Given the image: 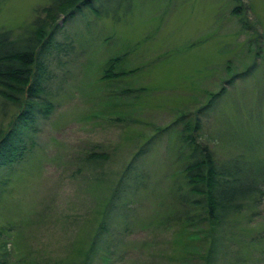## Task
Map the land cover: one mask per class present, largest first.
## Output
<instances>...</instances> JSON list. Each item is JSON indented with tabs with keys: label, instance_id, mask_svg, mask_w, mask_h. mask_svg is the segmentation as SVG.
I'll return each mask as SVG.
<instances>
[{
	"label": "rangeland",
	"instance_id": "374dc122",
	"mask_svg": "<svg viewBox=\"0 0 264 264\" xmlns=\"http://www.w3.org/2000/svg\"><path fill=\"white\" fill-rule=\"evenodd\" d=\"M48 5L0 0V34L15 40ZM95 7L61 30L74 52L52 60L53 110L38 116L33 148L1 197L0 225L12 227L1 237L7 264L78 263L111 187L147 139L134 171L137 193L107 216L93 264H203L206 241L178 245L170 195L176 145L187 151L183 124L197 117L192 138L217 164L247 159L246 184L264 172V0H97ZM58 59L69 60L66 72ZM112 59L124 75L105 80ZM16 105L0 97V127ZM244 209L220 228L214 264H264V196Z\"/></svg>",
	"mask_w": 264,
	"mask_h": 264
},
{
	"label": "trees",
	"instance_id": "16d2710c",
	"mask_svg": "<svg viewBox=\"0 0 264 264\" xmlns=\"http://www.w3.org/2000/svg\"><path fill=\"white\" fill-rule=\"evenodd\" d=\"M97 0H48L49 5L41 10L32 23L23 29L26 31L14 40L9 39L10 32L0 34V97L5 101L17 104L14 117L0 127V201L7 192L17 165L25 161L33 148V135L36 133L38 116L47 117L53 110V93L47 88L51 78L50 66L56 56L69 57L73 54V41L62 35L64 26L81 14L83 10L93 9ZM123 5V2L122 4ZM59 37L62 41H58ZM60 62L61 60L58 59ZM108 61L103 79L118 78L123 72H114L113 62ZM65 72L69 60L61 62ZM224 90L213 95L218 98ZM23 101H22V100ZM212 100V101H213ZM212 101L197 111V115L211 107ZM180 116L167 126H178L184 120ZM181 134L186 148H179L174 163H178V171L174 175L170 187V195L174 201L178 219V245L183 248L199 242L204 244L203 264H214L216 249L219 244L218 232L229 221L240 217L246 202L256 205L264 196V172H255L250 184L242 176L240 170L246 166L247 159L217 164L211 151L194 141L192 135L199 129L196 117L194 123L185 122ZM187 133L188 135L184 136ZM29 141V143H28ZM151 139L140 146L130 163L118 180L111 187L110 194L103 206L102 218L96 223L87 242H82L80 259L76 264H93V256L103 249L105 235L108 232L107 216L117 206L121 207L137 193L138 177L134 173L141 156L147 152ZM247 172L244 173L246 175ZM1 203V202H0ZM2 220V219H1ZM11 222L0 225V264H7L6 241L1 237L12 231ZM199 224L205 225L200 228ZM91 230V231H92ZM7 240V239H6Z\"/></svg>",
	"mask_w": 264,
	"mask_h": 264
}]
</instances>
